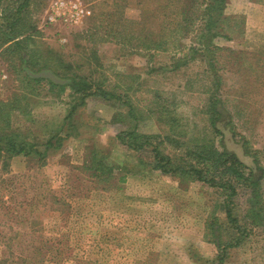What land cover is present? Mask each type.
Here are the masks:
<instances>
[{
  "label": "rangeland",
  "instance_id": "obj_1",
  "mask_svg": "<svg viewBox=\"0 0 264 264\" xmlns=\"http://www.w3.org/2000/svg\"><path fill=\"white\" fill-rule=\"evenodd\" d=\"M15 1L0 0V10ZM52 1L31 0L27 9V20L37 32L35 39L25 45L33 64L48 66L62 76L73 72L89 75L110 93L129 98L144 117L139 130L146 134L164 135L171 124L170 120L166 124L156 122L147 113V102L159 92L177 121L173 126L184 134L182 139L170 137L169 142L187 147L204 140L217 143L202 112L208 96L204 89L209 87L207 62L197 60L173 68L178 58L187 54V40L167 51H139L115 44L103 33L105 23L118 18L120 26H125L127 20L138 22L141 11L147 13L154 4L169 3L147 0L140 11V5H136L139 0H72L84 7L85 16L77 25H63L45 23ZM123 3L127 5L122 14ZM176 7L173 3L159 13V21L168 25L174 17L170 11ZM224 15L228 17V38L214 41L223 49L216 61L217 74L222 82L220 95L236 134L232 139L225 132L224 145L247 165L251 159L246 152L257 153L264 169V0H227ZM132 30L144 35L140 26ZM166 33L169 39L174 38V33ZM93 51L97 63L91 59ZM18 61L17 54L0 51V68L7 75L1 82L0 101L14 92L26 93L21 103L26 107L25 114L12 117V126L29 130L32 136L28 138L43 142L45 131L55 130L66 113L68 91L57 97L41 86L26 87L21 75L16 74ZM67 66H72L70 72ZM121 111L111 102L90 98L77 120L85 123L89 116L98 119L97 135L81 129L80 136L67 139L60 150L48 156L44 167L23 157L0 160V259L7 240H12L13 247L16 243L23 247L43 243L44 231L48 242L59 238L63 244L61 258L72 255L89 264H204L216 260L215 247L203 237L204 220L214 198L205 188L179 184L156 173L145 178L128 177L116 188L94 190L75 169L81 165L85 148L93 144L108 151L115 162L129 161L113 142L122 129L115 121ZM240 137L247 141L245 151ZM43 189L54 192L53 197L64 196L70 206L68 216L43 210ZM262 194L264 199V180ZM20 252L19 247L14 250L10 264H21ZM27 258L25 264H33L40 257ZM225 264H264V225L254 229L242 249L230 251Z\"/></svg>",
  "mask_w": 264,
  "mask_h": 264
},
{
  "label": "trees",
  "instance_id": "obj_2",
  "mask_svg": "<svg viewBox=\"0 0 264 264\" xmlns=\"http://www.w3.org/2000/svg\"><path fill=\"white\" fill-rule=\"evenodd\" d=\"M104 1L106 3L109 0ZM146 1L139 0L136 4L140 5V11L142 4ZM163 1L170 5L175 3L177 6L173 12L170 11L174 17L168 25L164 21H159L158 14L164 12L170 5L157 3L147 13L141 11L138 22L127 20L125 26H120L121 19L118 18L113 23H105L103 33L115 44L129 46L139 51H167L170 47L177 48V42L187 40L190 43L186 50L187 54H184L183 58H178L179 62H175L173 68H179L197 60L207 62L206 81L209 87L204 89V93L208 96L202 112L207 118L208 126L217 139V143L213 140H204L191 142L187 147L169 142L172 140L170 137L182 139L184 134L173 126L174 123L177 124V121L173 117L169 103L165 102L159 92H154L147 102L149 107L147 113L152 114L156 122L166 124L167 120H170L171 124L167 127V131L163 132L164 135L146 134L139 130V124L144 121V117L131 104L129 98L110 93L89 75L73 72L62 76L48 66L33 64L25 50L26 43L37 36L34 26L27 20V9L31 0H17L11 3V6L6 4L0 10V51L2 50L5 55L13 53L18 55L16 74L21 75V82L26 87L41 86L49 93H56L57 97H61L68 91V100L65 104L67 110L56 129L45 131L43 142H37L28 138L32 136L29 130L15 129L12 126V117L25 114L26 107L21 103L22 100H26V93L14 92L7 100L0 101V160L23 157L34 160L44 167L48 156L60 150L67 139L80 136V132H83L81 129H86L90 135L99 133L98 119L89 116L85 123H79L77 120L82 115L88 99L98 98L118 105L122 111L119 119L116 118L115 121L122 126V129L114 136L113 142L124 152L129 161L115 162L108 151L93 144L85 148L81 165L75 169L86 177L94 190L104 191L111 187L116 188L124 184L128 177L145 178L156 173L177 180L179 184H195L205 188L214 198L213 206L204 220L203 237L207 243L215 247L216 260L205 261L204 264H225L229 252L242 249L250 240L254 229L264 225L262 194L264 169L260 165L257 153L246 152L245 156L251 159V164L247 165L224 145L225 132H229L232 139L236 134L232 125V116L226 110L220 95L222 82L217 74L219 66L216 61L218 53L223 52V49L215 46L214 41L218 38H228L225 30L228 17L224 15L227 0ZM126 5L123 3L120 9L122 14ZM134 26H140V32L144 31V35L133 32ZM166 32L174 33V38L170 37L174 39L173 41L169 39ZM127 36H129L128 41H126ZM91 57L97 63L94 51ZM67 69L70 72L72 66H67ZM44 71L51 72L65 83L54 84L49 80L34 79L28 75L29 72L37 74ZM239 141L242 143V149L247 150V141L242 137ZM168 146L172 148L168 150ZM53 195L55 193L51 190L43 189V210L56 212L62 217L68 216L70 206L63 200L64 196L56 195V198ZM11 241V239L7 240L4 245L5 251L1 256L0 264H10V259L17 247L21 250L18 257L21 264H25L28 261L27 257L31 255L40 257L38 263L33 264H66L70 259L72 260L70 264H89L76 260V257L72 255L61 258L59 250L63 244L59 243V238L52 243L48 242L44 231L43 243L28 244L25 247L23 244L16 243L13 247L10 244ZM52 254L51 259L48 260ZM193 257L196 258L195 255Z\"/></svg>",
  "mask_w": 264,
  "mask_h": 264
},
{
  "label": "built area",
  "instance_id": "obj_3",
  "mask_svg": "<svg viewBox=\"0 0 264 264\" xmlns=\"http://www.w3.org/2000/svg\"><path fill=\"white\" fill-rule=\"evenodd\" d=\"M84 16L85 9L78 1L54 0L48 6L45 23L77 25ZM6 78L5 71L0 68V87L1 82Z\"/></svg>",
  "mask_w": 264,
  "mask_h": 264
},
{
  "label": "water",
  "instance_id": "obj_4",
  "mask_svg": "<svg viewBox=\"0 0 264 264\" xmlns=\"http://www.w3.org/2000/svg\"><path fill=\"white\" fill-rule=\"evenodd\" d=\"M28 75L31 77V78H34V79H44V80H49L50 82L54 83V84H59V85H62L65 83V81H61L59 80L58 78H56L51 72L49 71H44V72H40V73H37V74H34V73H31L29 72Z\"/></svg>",
  "mask_w": 264,
  "mask_h": 264
}]
</instances>
